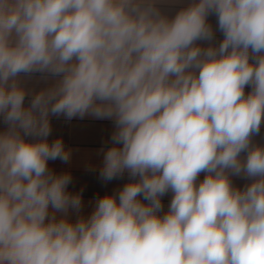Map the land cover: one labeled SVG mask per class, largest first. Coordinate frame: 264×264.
Instances as JSON below:
<instances>
[{"label":"clouds","instance_id":"clouds-1","mask_svg":"<svg viewBox=\"0 0 264 264\" xmlns=\"http://www.w3.org/2000/svg\"><path fill=\"white\" fill-rule=\"evenodd\" d=\"M61 116L111 120L129 177L87 216ZM0 117V264H264V0H0Z\"/></svg>","mask_w":264,"mask_h":264},{"label":"crops","instance_id":"crops-1","mask_svg":"<svg viewBox=\"0 0 264 264\" xmlns=\"http://www.w3.org/2000/svg\"><path fill=\"white\" fill-rule=\"evenodd\" d=\"M190 3V0H158V7L162 12L169 16L174 15L181 7ZM208 22L212 25L215 32V43L223 39L222 33L217 29V19L214 15H210ZM203 46H207L205 43ZM23 85L29 90L39 91L46 87L51 79L45 81L40 74L32 76L21 75ZM251 89L246 87L245 92ZM30 100V96L26 97L25 104ZM52 132L49 136V142L60 138L66 148L71 149V159L68 163H63L59 160L49 161V167L56 173L69 172L72 175V183L68 190L76 193L82 191L83 208L82 214L87 216L91 213L95 198L112 193L121 188L128 182L127 173L123 177L112 180L108 183H103L99 179V168L102 165L103 154L99 151L102 147H110V137L114 131V124L111 120L95 119L91 116H85L83 119L73 118L67 120L63 116L51 117ZM3 118L0 117V131L5 129ZM254 145L264 146V123H262L259 135L253 137ZM244 155V154H242ZM94 168L95 171H89V168ZM204 173H201L199 179L204 178ZM233 183L237 187H243L250 181L242 177H232ZM172 193L169 192L162 197L164 211L168 210ZM71 218L75 219L76 214L71 213Z\"/></svg>","mask_w":264,"mask_h":264}]
</instances>
